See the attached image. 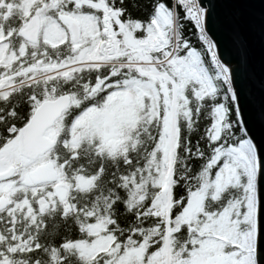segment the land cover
<instances>
[{
  "label": "snow or ice",
  "instance_id": "snow-or-ice-1",
  "mask_svg": "<svg viewBox=\"0 0 264 264\" xmlns=\"http://www.w3.org/2000/svg\"><path fill=\"white\" fill-rule=\"evenodd\" d=\"M255 3L0 0V264H264Z\"/></svg>",
  "mask_w": 264,
  "mask_h": 264
},
{
  "label": "water",
  "instance_id": "water-1",
  "mask_svg": "<svg viewBox=\"0 0 264 264\" xmlns=\"http://www.w3.org/2000/svg\"><path fill=\"white\" fill-rule=\"evenodd\" d=\"M262 6H264V0H256L255 4L242 6L245 8H251L255 12V16L253 18L255 30L252 32V44L257 68H259L261 57L264 55V45H262L260 39V12ZM262 205H264V200H262Z\"/></svg>",
  "mask_w": 264,
  "mask_h": 264
},
{
  "label": "trees",
  "instance_id": "trees-1",
  "mask_svg": "<svg viewBox=\"0 0 264 264\" xmlns=\"http://www.w3.org/2000/svg\"><path fill=\"white\" fill-rule=\"evenodd\" d=\"M77 67H79L78 65H73L72 66V68H77ZM38 75V78H40V79H44V78H46L47 76H49V75H52V74H50V73H46V74H37ZM85 75H87V73H85ZM76 79H77V82L79 81V73H76Z\"/></svg>",
  "mask_w": 264,
  "mask_h": 264
}]
</instances>
